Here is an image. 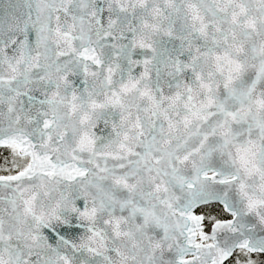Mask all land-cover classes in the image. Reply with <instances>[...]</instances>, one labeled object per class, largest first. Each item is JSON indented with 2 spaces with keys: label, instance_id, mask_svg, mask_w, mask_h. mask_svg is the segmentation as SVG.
Returning a JSON list of instances; mask_svg holds the SVG:
<instances>
[{
  "label": "snow or ice",
  "instance_id": "1",
  "mask_svg": "<svg viewBox=\"0 0 264 264\" xmlns=\"http://www.w3.org/2000/svg\"><path fill=\"white\" fill-rule=\"evenodd\" d=\"M0 264H264V0H0Z\"/></svg>",
  "mask_w": 264,
  "mask_h": 264
}]
</instances>
